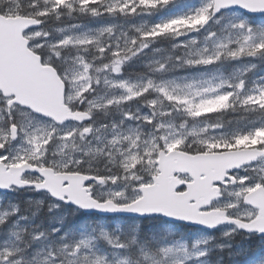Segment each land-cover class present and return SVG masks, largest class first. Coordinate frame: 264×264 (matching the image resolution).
Instances as JSON below:
<instances>
[{"label":"snow or ice","instance_id":"snow-or-ice-1","mask_svg":"<svg viewBox=\"0 0 264 264\" xmlns=\"http://www.w3.org/2000/svg\"><path fill=\"white\" fill-rule=\"evenodd\" d=\"M177 5L0 0V16L22 18L43 85L0 84V264H184L170 231L124 242L117 220L264 239V0H179L158 16ZM180 152L206 163L178 185L182 200L157 206ZM27 194L76 222L22 227ZM130 245L135 259H118Z\"/></svg>","mask_w":264,"mask_h":264},{"label":"rangeland","instance_id":"rangeland-1","mask_svg":"<svg viewBox=\"0 0 264 264\" xmlns=\"http://www.w3.org/2000/svg\"><path fill=\"white\" fill-rule=\"evenodd\" d=\"M180 10L179 0L178 5L164 11L163 16H168L176 11ZM158 16H161L158 14ZM65 21H69L65 19ZM75 23L74 21H70L68 24ZM163 55V53H161ZM224 71H229V69H224ZM174 149V148H173ZM172 150V149H170ZM38 199L40 197L32 196L31 194H27L24 196L16 197L21 202L22 208L26 209V215L28 216L27 220L20 221V225L22 227H27L31 229L34 223L37 220L38 214L46 210L51 221L54 224H59L62 217L67 215L68 209L63 207H53L49 209L48 201L45 199V203L41 206H37L35 204L28 205L25 203L27 199ZM7 203V199L4 200V204ZM2 206V205H0ZM35 212L36 215L33 216L32 213ZM126 222V221H125ZM138 222H131L130 229L131 234L130 237L133 236V230L137 227ZM109 230L113 237H119L121 241H123L121 235L124 233V222L121 220L112 221L109 224ZM159 238L164 236L166 232H171L170 235L167 236V242L175 243L180 242L177 244L179 248V255L180 259L186 263L192 264H208V257L210 253L214 250H228L230 262L229 264H264V259L260 257V259H239V250L244 252L246 242L249 241L251 238L243 237L241 233H239L235 228L232 227H223L219 231L216 232H204L201 230L194 231L192 236H189L186 240L181 239H173L174 234L177 231V228L174 224H163L162 227L159 229ZM158 238V240H159ZM185 253L187 254V258L185 259ZM118 259H123L124 256L121 255L117 257ZM132 259V258H131Z\"/></svg>","mask_w":264,"mask_h":264},{"label":"water","instance_id":"water-1","mask_svg":"<svg viewBox=\"0 0 264 264\" xmlns=\"http://www.w3.org/2000/svg\"><path fill=\"white\" fill-rule=\"evenodd\" d=\"M22 22L20 16H0V84L9 81H24L33 84L37 89H42L43 85L32 71L31 62L21 47L22 40L18 30ZM205 163V157L191 155L187 152L177 153L170 159L156 184L157 206L172 207L182 200L178 185L184 181L180 180L179 175L184 174L191 177L193 172L200 171ZM200 179L202 181L203 178ZM192 182L195 183V181ZM224 225L231 224H223L220 227ZM220 227L208 231H216Z\"/></svg>","mask_w":264,"mask_h":264},{"label":"trees","instance_id":"trees-1","mask_svg":"<svg viewBox=\"0 0 264 264\" xmlns=\"http://www.w3.org/2000/svg\"><path fill=\"white\" fill-rule=\"evenodd\" d=\"M161 16L164 15V11L159 13ZM51 25L55 24V22H50ZM78 215V213H77ZM64 223H65V228H71L73 226V223H75V216L71 214V211L68 210L67 215ZM124 222V233L121 235L122 239L124 242H128L130 240V234H131V229H130V224L131 222H138L139 225V233L133 230V235H138L139 236V242L143 243L144 241H148L150 244L154 245L159 238V229L162 227V223L157 224L155 220H136V221H123ZM35 225H41V226H47V225H52L54 224L47 211L43 210L41 211L38 216L37 220L34 223ZM54 225H59V224H54ZM137 228V227H136ZM135 228V229H136ZM194 231L196 229H187V228H181L180 234L177 233L176 237H173V239H181V240H186L189 238V236H192ZM155 235L157 237V241L152 240V236ZM260 242H256V244H252V247L249 248V250H252L250 253L248 249H244V252L239 251V259H250L253 258L255 259H260V257H264V242L259 244ZM138 245H130L125 253H123V256H128L132 259H135V251ZM254 254V255H253ZM230 258H229V253L228 250H214L210 253V256L208 257V264H229ZM186 264H192V263H186Z\"/></svg>","mask_w":264,"mask_h":264},{"label":"flooded vegetation","instance_id":"flooded-vegetation-1","mask_svg":"<svg viewBox=\"0 0 264 264\" xmlns=\"http://www.w3.org/2000/svg\"><path fill=\"white\" fill-rule=\"evenodd\" d=\"M180 177H181L182 180H186V181L189 180V177L186 176V175H180ZM178 191H180V190L178 189ZM175 227L177 228V231H176V233L174 234L173 237H176L177 236V233L180 234V230H181V228H178L176 225H175ZM254 238H257V237H254Z\"/></svg>","mask_w":264,"mask_h":264}]
</instances>
